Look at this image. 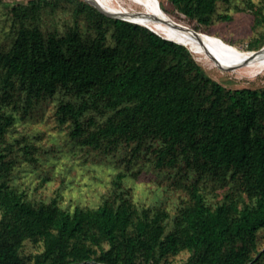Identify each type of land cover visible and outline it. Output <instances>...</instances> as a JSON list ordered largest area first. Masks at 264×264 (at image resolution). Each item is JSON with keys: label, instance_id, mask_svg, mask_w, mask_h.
Returning <instances> with one entry per match:
<instances>
[{"label": "trees", "instance_id": "obj_1", "mask_svg": "<svg viewBox=\"0 0 264 264\" xmlns=\"http://www.w3.org/2000/svg\"><path fill=\"white\" fill-rule=\"evenodd\" d=\"M168 1L209 25L219 2L237 0ZM239 1L235 9L263 28L249 45L257 50L264 6ZM57 2L13 5L15 37L0 47V264H165L182 252V264H264V87L227 89L186 46L86 0H77L74 13L87 19L93 38L83 37L77 22L64 35L44 34L34 21ZM55 97L59 124L87 150L106 154L125 143L133 176L142 159L177 170L169 184L186 198L178 197L175 213L137 206L127 192L69 211L11 185L16 147L31 160L32 145L24 137L10 143L8 134L36 104ZM125 176L118 172L115 184ZM25 240L43 247L28 261L20 254Z\"/></svg>", "mask_w": 264, "mask_h": 264}, {"label": "rangeland", "instance_id": "obj_2", "mask_svg": "<svg viewBox=\"0 0 264 264\" xmlns=\"http://www.w3.org/2000/svg\"><path fill=\"white\" fill-rule=\"evenodd\" d=\"M28 1L0 0L1 48L8 49L15 37L10 8L15 4H26ZM94 1L107 10V6ZM156 1L158 7L175 19L176 23H182L186 28L201 32L203 35H199L198 38L205 43L251 50L249 45L263 30L262 27L253 28L251 13L235 9V3L241 4L239 0L230 4L219 2L209 25H199L195 20H190L168 0ZM253 1L264 6V0ZM76 2L77 0H58L57 7L44 8L34 24L44 34L55 32L57 35H64L77 22L81 35L93 38L96 32L90 27L87 19L83 16L75 17ZM217 14H228L231 19H219L216 17ZM185 31L190 33L188 30ZM106 44H113L110 32L107 34ZM261 46L258 51L264 48V43ZM191 54L209 77L227 89L264 87V72L259 69L252 66L237 69L235 65H212ZM56 105L57 97L40 101L30 115L25 119H19L10 130L8 134L10 143L24 137L32 145L31 160L26 159L16 147L14 153L18 154L19 159L9 179L11 185L24 191L33 201L50 202L55 199L59 206L69 211L75 207L95 208L113 192H127L137 206H165L171 215L175 213L179 203L178 197L186 198L184 192L175 190L169 184L173 180L170 178L177 170L158 169L152 161L142 159L144 166L141 172L138 176H133L132 171L127 169L125 161L130 146L122 143L116 150L106 154L87 150L85 145L81 146L70 136L69 125L59 124ZM139 165H134L133 171H136ZM120 171L125 172L126 176L119 185H116V175ZM259 236V248L263 249L264 230L260 231ZM42 248L41 243L25 240L20 254L28 261L29 256L41 252ZM187 257L188 253L182 252L170 258L165 264H182Z\"/></svg>", "mask_w": 264, "mask_h": 264}, {"label": "bare ground", "instance_id": "obj_3", "mask_svg": "<svg viewBox=\"0 0 264 264\" xmlns=\"http://www.w3.org/2000/svg\"><path fill=\"white\" fill-rule=\"evenodd\" d=\"M96 1L109 8L106 10L95 2L102 10L149 27L157 34L186 46L191 53L206 60L209 64L217 66L235 65L237 69L252 66L264 72V48L259 51L242 50L238 47L205 43L198 38L199 35H203L201 32L186 28L182 23H176L175 19L173 20L158 7V3H155L156 0ZM184 29L190 31V33Z\"/></svg>", "mask_w": 264, "mask_h": 264}, {"label": "water", "instance_id": "obj_4", "mask_svg": "<svg viewBox=\"0 0 264 264\" xmlns=\"http://www.w3.org/2000/svg\"><path fill=\"white\" fill-rule=\"evenodd\" d=\"M87 2H89L90 4H92L94 7H96L100 12H102V13H104L105 15H107V16H110V17H118V18H122V19H125V20H127L126 18H123V17H119V16H115V15H112V14H110V13H108V12H106V11H104V10H102L97 4H95V2H93L92 0H86ZM128 21H130V20H128ZM145 27H147V26H145ZM147 28H149V27H147ZM150 29V28H149ZM151 30V29H150ZM153 31V30H152ZM154 32V31H153ZM156 33V32H155ZM163 37V36H162ZM163 38H165V37H163ZM165 39H168V38H165ZM168 40H170V39H168ZM171 41H173V40H171ZM175 42V41H174Z\"/></svg>", "mask_w": 264, "mask_h": 264}]
</instances>
